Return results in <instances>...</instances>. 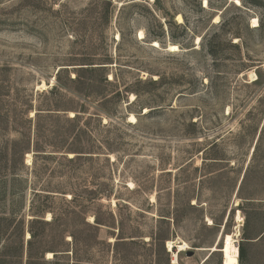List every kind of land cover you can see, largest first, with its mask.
I'll return each instance as SVG.
<instances>
[{
  "label": "rangeland",
  "instance_id": "1",
  "mask_svg": "<svg viewBox=\"0 0 264 264\" xmlns=\"http://www.w3.org/2000/svg\"><path fill=\"white\" fill-rule=\"evenodd\" d=\"M35 142L79 201L41 199L68 217L32 241ZM1 159L0 215L24 219L2 264H222L238 213L239 264H264V0H0Z\"/></svg>",
  "mask_w": 264,
  "mask_h": 264
},
{
  "label": "trees",
  "instance_id": "2",
  "mask_svg": "<svg viewBox=\"0 0 264 264\" xmlns=\"http://www.w3.org/2000/svg\"><path fill=\"white\" fill-rule=\"evenodd\" d=\"M157 40L158 39L153 38V42L159 43ZM233 46L239 47V46H237V44L236 45L234 44ZM209 53H210V55L214 56V53L212 51H209ZM83 70H85V72H87V73L94 74L95 72L100 73L102 71H105V68H87V69H83ZM58 75H59V72H58ZM114 78L115 77L113 76L112 81H114ZM81 79H82L81 76L77 72H75V77L73 79H70V80L73 83H79V84L84 85L83 81ZM103 80L105 83L111 84L107 80L106 76L103 77ZM103 99H105V97H103ZM38 111H40V110H38ZM80 118H81L80 115L76 113V115L70 120L72 123H74L77 126L76 133H75L76 135H74L73 139H77L79 142H81L82 135L83 136L85 135V131L83 129V126L82 125L80 126V124L77 125V123H79V121H80ZM36 135H37V133H36ZM38 135H39V132H38ZM15 150H16V148L14 149V151ZM28 150L29 149L27 148V149H23V151H21L20 165L25 171H28V168L24 165L23 157H24V153ZM33 150H34V157H33L32 168L30 170V177L32 178V181L28 180L29 182H31L32 190H33L31 202L29 205V215L32 217V219L28 222L29 223L28 234L30 236V240L37 241V240H39L40 235H39L38 231L35 230V226H37V225H42V226H47V227L57 226L59 228V226H60L59 223L61 221H63L62 218L68 217L67 213H65L63 215H56L53 211L50 210L47 203H45V204L40 203V200L41 199L48 200L50 198H56V197H63V199H64V197L66 195H70L71 196L70 200L65 201L66 203L69 204V203L79 201V197L76 198L74 196V194H72L71 192H70V194H68V191L64 189L65 187L68 186L67 182L65 183L64 186H62L61 183H57L55 185L52 184L51 179H48V178H46L45 180L42 179V174L37 172V161H38L39 157H41L40 152H42L39 150V144L37 142L34 143ZM42 153H44V152H42ZM75 154H84V153L83 152H75ZM48 157H53V156L51 155ZM77 158H80V157H77ZM66 160L68 162L73 161V159H66ZM6 163H8V161L4 162V161H2V159L0 160V193L3 192V194H5V189L9 185L8 183H11L9 180V177H12L13 179H17V178H14L15 173H13L14 172L13 168H11V167L8 168V166H7L8 170L7 171L5 170ZM27 179H28L27 177H23L21 179V185L26 187ZM95 196L98 197V195H96V194H95ZM46 212H50L51 219L49 221H45L43 219V215ZM21 219H18V221H17V219H15L12 216L5 217L4 215H0V239L2 238L1 234H4L5 230L6 229L8 230L10 228V226H14V228L20 227V229L23 230V228H24L23 227V225H24L23 220L24 219L23 220H21ZM14 223H16V224H14ZM94 223L95 224L92 227L95 229L102 226V224L100 223V221L96 217H94ZM69 236L72 239H74L73 236H71V235H69ZM64 238H65V236H63V240H64ZM31 243L32 242L29 241V242H27V245L30 246ZM21 245H22V241H21ZM19 246H20V244H19ZM19 246H18V244H16V250H18ZM6 248H7V246L5 247V249ZM4 256L5 255L0 254V264L6 263L4 261ZM55 257H56V255H55ZM40 259L42 261H44V257L42 255H41ZM239 259H240V263L243 264L244 251L242 248H239Z\"/></svg>",
  "mask_w": 264,
  "mask_h": 264
},
{
  "label": "bare ground",
  "instance_id": "3",
  "mask_svg": "<svg viewBox=\"0 0 264 264\" xmlns=\"http://www.w3.org/2000/svg\"><path fill=\"white\" fill-rule=\"evenodd\" d=\"M235 3L239 4L238 1H236ZM176 20H177L178 23L182 22V18L180 16H177ZM257 25H258V22L256 20H253L252 21V28L257 27ZM139 38H143V34L142 33L139 34ZM152 46L153 47H158V43L157 42H153ZM168 50L170 52L179 51L176 46H169ZM129 122L130 123H135L136 122L135 121V117L134 116H130L129 117ZM28 158H29V156H28ZM236 223H237V225H236L237 227H236V230H235L236 234L234 233L233 236H238L239 235V229H240L241 224H242V219H241L239 213L237 214V217H236ZM233 236H227L223 240V244H222V248H221V254H222V257H223L222 264H239V261H238V249H237V247L235 245V241H234V237ZM175 245H177V248H178L179 252H184V251L188 250V246L185 243L184 244H179V243H174V242H167V248H168L167 250L169 252H171ZM50 256H51V254H48V258H50Z\"/></svg>",
  "mask_w": 264,
  "mask_h": 264
}]
</instances>
